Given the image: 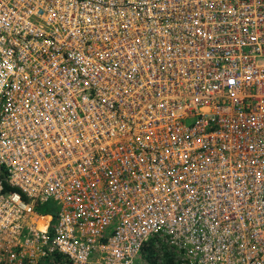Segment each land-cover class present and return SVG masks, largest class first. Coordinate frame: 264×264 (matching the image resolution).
<instances>
[{
	"label": "built area",
	"instance_id": "1",
	"mask_svg": "<svg viewBox=\"0 0 264 264\" xmlns=\"http://www.w3.org/2000/svg\"><path fill=\"white\" fill-rule=\"evenodd\" d=\"M151 240L264 264V0H0V264Z\"/></svg>",
	"mask_w": 264,
	"mask_h": 264
},
{
	"label": "trees",
	"instance_id": "2",
	"mask_svg": "<svg viewBox=\"0 0 264 264\" xmlns=\"http://www.w3.org/2000/svg\"><path fill=\"white\" fill-rule=\"evenodd\" d=\"M40 212H46V208H38ZM142 257L143 260L149 261L151 264H159L157 262V258H162V260H166L164 264H169L171 261L170 255L172 251L167 244L164 242H156L151 240L150 242L146 243L142 246ZM57 252L51 253L49 255L44 256L43 259L40 260L41 264H65L62 259L61 254ZM51 261V262H50ZM43 262V263H42Z\"/></svg>",
	"mask_w": 264,
	"mask_h": 264
},
{
	"label": "clouds",
	"instance_id": "3",
	"mask_svg": "<svg viewBox=\"0 0 264 264\" xmlns=\"http://www.w3.org/2000/svg\"><path fill=\"white\" fill-rule=\"evenodd\" d=\"M143 256V255H142ZM158 259H161L162 260V258H157V260ZM142 262H143V264H151L149 261H146V260H143V257H142V260H141ZM164 261H166V260H163V262Z\"/></svg>",
	"mask_w": 264,
	"mask_h": 264
},
{
	"label": "rangeland",
	"instance_id": "4",
	"mask_svg": "<svg viewBox=\"0 0 264 264\" xmlns=\"http://www.w3.org/2000/svg\"><path fill=\"white\" fill-rule=\"evenodd\" d=\"M136 263L137 264H143V262L141 260H138Z\"/></svg>",
	"mask_w": 264,
	"mask_h": 264
}]
</instances>
